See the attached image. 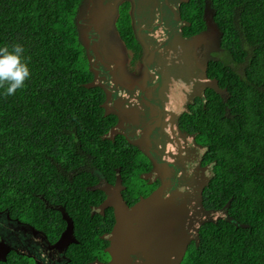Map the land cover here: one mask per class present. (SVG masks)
Masks as SVG:
<instances>
[{"label": "trees", "instance_id": "trees-1", "mask_svg": "<svg viewBox=\"0 0 264 264\" xmlns=\"http://www.w3.org/2000/svg\"><path fill=\"white\" fill-rule=\"evenodd\" d=\"M80 1L0 0V48L22 45L31 72L14 95L0 87V208L39 218L63 207L87 244L110 229L90 215L104 197L91 190L98 173L112 182L138 168L139 158L103 138L110 123L102 95L84 85L91 74L75 21ZM205 6L225 55L210 70L229 96L211 92L185 126L199 133L213 164L204 205L219 210L230 200L231 220L203 224L180 264H264V0H191L200 28ZM118 29L132 35L126 18ZM88 252L80 248L75 260Z\"/></svg>", "mask_w": 264, "mask_h": 264}, {"label": "flooded vegetation", "instance_id": "flooded-vegetation-1", "mask_svg": "<svg viewBox=\"0 0 264 264\" xmlns=\"http://www.w3.org/2000/svg\"><path fill=\"white\" fill-rule=\"evenodd\" d=\"M144 1L149 7L144 6ZM144 1L81 0L75 18L78 33H82L86 68L91 74V80L84 85L90 84L87 88L101 93L100 106L110 123L103 138L131 147L139 158L138 168L121 177L117 174L112 182L102 178L99 172V180L91 189L102 191L104 197L97 204L90 205V215L96 216L101 227L107 225L110 229L100 235L99 243L89 240L85 244L76 234L74 221L63 207H54L57 211L46 212L44 216L40 213L39 218L7 207L0 208V258H4L0 259V264L110 262L107 252L110 243L106 238L115 224V217L111 207L103 211L99 208L106 199L103 188L113 187L127 205L133 206L160 188L168 194L186 182L183 168L177 165L183 161L165 150L169 140L166 131L170 119L168 113L173 111L171 103L167 108L165 104L169 101V87L174 84L190 87L196 81L190 94L191 101L176 122V134L180 147L186 148L188 155L194 158L192 162L200 164L199 169L208 165L212 171L213 164L206 161L207 149L199 139V133L190 132L185 125L188 122L186 116H193L199 107L206 108L211 92L225 100L229 96L227 88L220 85L218 77L210 70L211 61L225 58L222 33L207 6L202 13L203 28H200V24H194L189 15L191 0ZM121 18L129 21L132 35L127 37L131 44L118 29ZM213 87H217L218 93ZM160 164L170 171L172 169L167 179L168 190L161 178L163 173L154 178L150 176ZM137 179L143 186L147 184L146 189L128 193L132 190L130 185L132 188ZM56 212L61 217L60 222L64 223L61 230L59 222L54 219ZM69 223L73 226L72 236L65 235L66 242H59L68 232ZM80 248L89 251L88 255L75 260V256L80 255Z\"/></svg>", "mask_w": 264, "mask_h": 264}, {"label": "water", "instance_id": "water-1", "mask_svg": "<svg viewBox=\"0 0 264 264\" xmlns=\"http://www.w3.org/2000/svg\"><path fill=\"white\" fill-rule=\"evenodd\" d=\"M78 36L81 41L82 33H78ZM174 81L178 83L179 80ZM195 83L194 80L190 87L179 83L170 86L169 101L165 104V108L168 103L173 107V111L168 113L170 119L166 131L169 140L165 150L183 161L177 165L183 168L186 182L168 194L160 188L133 206L127 205L120 192L113 187L103 188L107 194L99 208L103 211L111 207L115 217V224L106 238L110 243L107 252L111 259L108 264H180L188 245L192 241L198 243L197 236L203 224L216 222L224 216L228 221L231 220L228 215L230 200L220 210L205 209L203 190L212 177L211 167L207 165L199 169L200 164L193 163L194 158L178 142L176 122L191 101L190 94ZM87 86L90 87V84ZM213 88L218 93L217 87ZM168 169L160 164L150 174L154 178L163 173L161 178L167 190V179L172 173V169ZM72 230L73 226L69 223L68 232L59 242H66L63 237L72 236ZM0 259L4 260L3 257Z\"/></svg>", "mask_w": 264, "mask_h": 264}, {"label": "clouds", "instance_id": "clouds-1", "mask_svg": "<svg viewBox=\"0 0 264 264\" xmlns=\"http://www.w3.org/2000/svg\"><path fill=\"white\" fill-rule=\"evenodd\" d=\"M30 75L22 45H13L11 51L7 47L0 48V87H4L5 95H14L17 89L23 88ZM222 218L226 219L225 216Z\"/></svg>", "mask_w": 264, "mask_h": 264}, {"label": "rangeland", "instance_id": "rangeland-1", "mask_svg": "<svg viewBox=\"0 0 264 264\" xmlns=\"http://www.w3.org/2000/svg\"><path fill=\"white\" fill-rule=\"evenodd\" d=\"M142 1H144V0H142ZM144 2H145L144 3V6L145 7H147V6L149 7V4H147L146 1H144ZM132 184H133V187L132 188H131V185H130V189H132V190L130 192H128V193H132L133 194V192H136V191H139V190L143 191L147 187V184L146 183H144V186H143L142 185L143 183L141 184L140 180H138V179L135 180L134 183H132Z\"/></svg>", "mask_w": 264, "mask_h": 264}]
</instances>
